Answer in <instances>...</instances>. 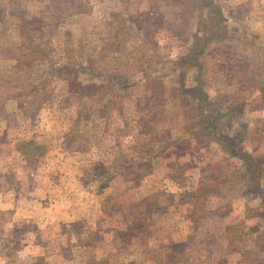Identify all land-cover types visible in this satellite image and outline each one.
I'll use <instances>...</instances> for the list:
<instances>
[{"label":"rangeland","instance_id":"374dc122","mask_svg":"<svg viewBox=\"0 0 264 264\" xmlns=\"http://www.w3.org/2000/svg\"><path fill=\"white\" fill-rule=\"evenodd\" d=\"M0 0V264H264V0Z\"/></svg>","mask_w":264,"mask_h":264},{"label":"trees","instance_id":"16d2710c","mask_svg":"<svg viewBox=\"0 0 264 264\" xmlns=\"http://www.w3.org/2000/svg\"><path fill=\"white\" fill-rule=\"evenodd\" d=\"M207 2H208V0H206ZM206 1H205V3H206ZM262 96L264 97V90L262 91Z\"/></svg>","mask_w":264,"mask_h":264}]
</instances>
